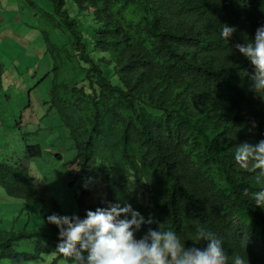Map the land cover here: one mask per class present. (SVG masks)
Returning a JSON list of instances; mask_svg holds the SVG:
<instances>
[{
	"label": "trees",
	"instance_id": "1",
	"mask_svg": "<svg viewBox=\"0 0 264 264\" xmlns=\"http://www.w3.org/2000/svg\"><path fill=\"white\" fill-rule=\"evenodd\" d=\"M51 1L48 105L74 142L77 212L0 161L7 196L39 205L43 222L0 230V264H57L90 215L111 236L88 204L99 180V206L167 264H264V0Z\"/></svg>",
	"mask_w": 264,
	"mask_h": 264
},
{
	"label": "rangeland",
	"instance_id": "2",
	"mask_svg": "<svg viewBox=\"0 0 264 264\" xmlns=\"http://www.w3.org/2000/svg\"><path fill=\"white\" fill-rule=\"evenodd\" d=\"M42 11H52L51 0H0V161L23 164L46 199L58 203L71 217L77 212L79 192L69 186L75 171L74 142L55 111L49 110L51 95L45 76L52 62L43 50L41 29L46 19ZM35 145H40L41 156L27 154V146ZM106 198L107 184L99 180L88 204L96 209L102 225H110L111 236L96 227L90 215L79 227L74 254L57 264H165L126 233L110 203L99 206ZM42 224L39 205L10 198L0 186V230H37ZM36 242H18L14 250L31 252ZM68 246L62 243L60 250ZM55 257L56 253L45 254L28 264H49Z\"/></svg>",
	"mask_w": 264,
	"mask_h": 264
},
{
	"label": "clouds",
	"instance_id": "3",
	"mask_svg": "<svg viewBox=\"0 0 264 264\" xmlns=\"http://www.w3.org/2000/svg\"><path fill=\"white\" fill-rule=\"evenodd\" d=\"M127 233V232H126ZM130 236V235H129ZM131 237V236H130ZM132 238V237H131ZM68 244V243H67ZM69 245V244H68ZM142 245V244H141ZM144 246V245H143ZM69 247V246H68ZM67 247V248H68ZM146 247V246H145ZM76 250V249H75ZM148 250V249H147ZM75 252V251H74ZM152 254V253H151ZM153 255V254H152ZM156 257V256H155ZM157 258V257H156ZM158 259H160V258H158ZM160 260H162L165 264H167L163 259H160Z\"/></svg>",
	"mask_w": 264,
	"mask_h": 264
}]
</instances>
